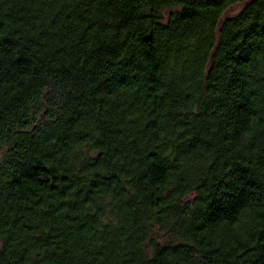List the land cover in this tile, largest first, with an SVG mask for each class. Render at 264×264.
<instances>
[{
  "label": "trees",
  "instance_id": "16d2710c",
  "mask_svg": "<svg viewBox=\"0 0 264 264\" xmlns=\"http://www.w3.org/2000/svg\"><path fill=\"white\" fill-rule=\"evenodd\" d=\"M0 264H264V0H0Z\"/></svg>",
  "mask_w": 264,
  "mask_h": 264
},
{
  "label": "rangeland",
  "instance_id": "374dc122",
  "mask_svg": "<svg viewBox=\"0 0 264 264\" xmlns=\"http://www.w3.org/2000/svg\"><path fill=\"white\" fill-rule=\"evenodd\" d=\"M239 9H240V7H238V6L233 7L231 9L232 14H235Z\"/></svg>",
  "mask_w": 264,
  "mask_h": 264
},
{
  "label": "water",
  "instance_id": "95a60500",
  "mask_svg": "<svg viewBox=\"0 0 264 264\" xmlns=\"http://www.w3.org/2000/svg\"><path fill=\"white\" fill-rule=\"evenodd\" d=\"M231 14H232V12L230 9L227 13H225V15L223 16L224 17L223 19H227Z\"/></svg>",
  "mask_w": 264,
  "mask_h": 264
}]
</instances>
